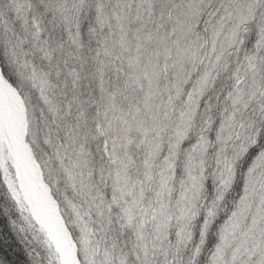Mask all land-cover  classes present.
I'll use <instances>...</instances> for the list:
<instances>
[{"label":"snow or ice","instance_id":"obj_1","mask_svg":"<svg viewBox=\"0 0 264 264\" xmlns=\"http://www.w3.org/2000/svg\"><path fill=\"white\" fill-rule=\"evenodd\" d=\"M0 214L30 264H264V0H0Z\"/></svg>","mask_w":264,"mask_h":264},{"label":"trees","instance_id":"obj_2","mask_svg":"<svg viewBox=\"0 0 264 264\" xmlns=\"http://www.w3.org/2000/svg\"><path fill=\"white\" fill-rule=\"evenodd\" d=\"M8 243L5 244L4 241ZM0 256L5 257L9 264H30L25 244L18 240L8 226L7 219L0 214Z\"/></svg>","mask_w":264,"mask_h":264}]
</instances>
